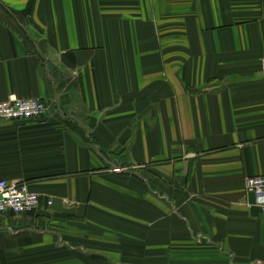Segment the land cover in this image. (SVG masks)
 I'll return each instance as SVG.
<instances>
[{"label": "crops", "instance_id": "0c3cea01", "mask_svg": "<svg viewBox=\"0 0 264 264\" xmlns=\"http://www.w3.org/2000/svg\"><path fill=\"white\" fill-rule=\"evenodd\" d=\"M32 97L0 264H264V0H0V101Z\"/></svg>", "mask_w": 264, "mask_h": 264}, {"label": "built area", "instance_id": "2783aa9c", "mask_svg": "<svg viewBox=\"0 0 264 264\" xmlns=\"http://www.w3.org/2000/svg\"><path fill=\"white\" fill-rule=\"evenodd\" d=\"M48 107L43 99L10 98L0 101V120H30L44 116ZM248 192L256 197V204L264 214V174L245 179ZM40 197L28 182L0 180V213L23 214L39 207ZM52 201H49V205Z\"/></svg>", "mask_w": 264, "mask_h": 264}]
</instances>
